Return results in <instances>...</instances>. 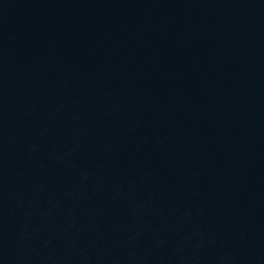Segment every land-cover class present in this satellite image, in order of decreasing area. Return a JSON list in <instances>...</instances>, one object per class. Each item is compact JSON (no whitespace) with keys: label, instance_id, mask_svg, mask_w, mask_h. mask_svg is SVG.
Here are the masks:
<instances>
[{"label":"water","instance_id":"obj_1","mask_svg":"<svg viewBox=\"0 0 264 264\" xmlns=\"http://www.w3.org/2000/svg\"><path fill=\"white\" fill-rule=\"evenodd\" d=\"M0 264H264V0H0Z\"/></svg>","mask_w":264,"mask_h":264}]
</instances>
